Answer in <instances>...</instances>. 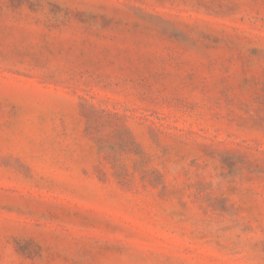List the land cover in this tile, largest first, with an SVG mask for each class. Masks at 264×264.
Instances as JSON below:
<instances>
[{
  "label": "rangeland",
  "instance_id": "374dc122",
  "mask_svg": "<svg viewBox=\"0 0 264 264\" xmlns=\"http://www.w3.org/2000/svg\"><path fill=\"white\" fill-rule=\"evenodd\" d=\"M0 264H264V0H0Z\"/></svg>",
  "mask_w": 264,
  "mask_h": 264
}]
</instances>
